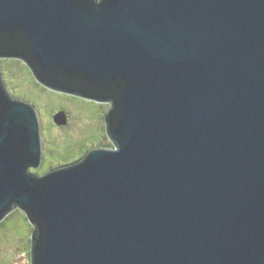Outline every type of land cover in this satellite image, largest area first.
I'll use <instances>...</instances> for the list:
<instances>
[{
	"label": "water",
	"instance_id": "water-1",
	"mask_svg": "<svg viewBox=\"0 0 264 264\" xmlns=\"http://www.w3.org/2000/svg\"><path fill=\"white\" fill-rule=\"evenodd\" d=\"M0 57L111 104L112 147L37 175L0 67V222L25 211L30 264H264V0H0Z\"/></svg>",
	"mask_w": 264,
	"mask_h": 264
},
{
	"label": "rangeland",
	"instance_id": "rangeland-1",
	"mask_svg": "<svg viewBox=\"0 0 264 264\" xmlns=\"http://www.w3.org/2000/svg\"><path fill=\"white\" fill-rule=\"evenodd\" d=\"M2 61L7 71L2 77L11 96L32 103L43 118V158L39 168H31L33 173L42 175L77 162L98 148L96 145L112 147L105 120L109 102L51 89L38 81L22 59L7 57ZM60 109L67 112L68 126L53 123ZM32 233L33 225L25 211L13 209L0 222V264H30Z\"/></svg>",
	"mask_w": 264,
	"mask_h": 264
},
{
	"label": "flooded vegetation",
	"instance_id": "flooded-vegetation-1",
	"mask_svg": "<svg viewBox=\"0 0 264 264\" xmlns=\"http://www.w3.org/2000/svg\"><path fill=\"white\" fill-rule=\"evenodd\" d=\"M5 58H7V57H0V67H1V71H2V73H3V71L4 72H6L7 73V71H6V69H5V66H3V61L2 60H4ZM9 58V57H8ZM14 58V57H13ZM14 59H16V58H14ZM16 98V97H15ZM60 112H65L66 113V115H67V112H66V110H63V109H60V110H58L55 114H54V116L56 115V114H58V113H60ZM40 116V119H41V121H42V124H43V118H41V115H39ZM53 123L55 122V119H54V117H53ZM54 124H56L57 126H59V127H65V126H68L69 125V119H68V115H67V122H66V124H58V123H54ZM55 125V126H56ZM110 146V144H103V145H96L95 147H109ZM112 146H113V144H112ZM34 169V168H33ZM32 169V170H33ZM31 170V171H32ZM46 173V172H45Z\"/></svg>",
	"mask_w": 264,
	"mask_h": 264
}]
</instances>
